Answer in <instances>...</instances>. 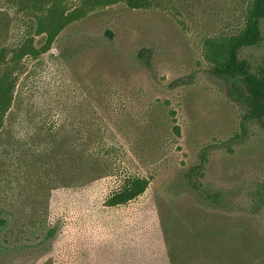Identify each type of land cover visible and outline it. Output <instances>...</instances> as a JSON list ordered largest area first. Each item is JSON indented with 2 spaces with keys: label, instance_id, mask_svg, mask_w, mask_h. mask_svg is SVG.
Masks as SVG:
<instances>
[{
  "label": "rangeland",
  "instance_id": "374dc122",
  "mask_svg": "<svg viewBox=\"0 0 264 264\" xmlns=\"http://www.w3.org/2000/svg\"><path fill=\"white\" fill-rule=\"evenodd\" d=\"M63 1L69 10L79 4ZM147 1L142 8L119 0L89 10L44 52L10 65L14 98L5 129L33 136L46 119L68 138L59 152H99L100 167L85 164L82 176L46 198L18 187L14 164L7 174L3 169L11 182L0 179V215L8 212L10 223L0 264H171L165 229L171 251L186 253V264H217L214 251L196 245L186 252L197 226L251 215L264 226V208L256 205L264 186V127L249 122L241 130L242 106L227 97L203 56L207 37L244 27L251 0ZM26 19L15 14L9 46L29 30ZM27 38L37 49L44 43L40 35ZM243 53L256 62L264 41ZM27 140L29 147L45 146L41 138ZM201 161L202 189L218 193V203L184 184L186 171ZM127 173L148 178L147 189L129 203L106 206Z\"/></svg>",
  "mask_w": 264,
  "mask_h": 264
},
{
  "label": "trees",
  "instance_id": "16d2710c",
  "mask_svg": "<svg viewBox=\"0 0 264 264\" xmlns=\"http://www.w3.org/2000/svg\"><path fill=\"white\" fill-rule=\"evenodd\" d=\"M17 1V2H16ZM119 0H79L74 9L69 10L63 0H0V179L8 185L10 180L3 176V169L7 174L8 168L14 164L19 171L18 187L23 191L29 189L35 196L45 195L58 186H68L83 173L86 164L99 168V152H75L64 150L59 152V146L64 145L68 138L53 132L55 124H47L45 119L39 123V132L33 136L16 135L5 129V121L12 113L14 80L11 64L20 62L24 56L35 57L44 52L55 40L57 35L71 22L79 19L89 10L99 6L114 4ZM131 9L148 6L147 0H124ZM17 9H14V7ZM23 12L29 19L25 25L28 27L24 36L19 39V45L9 46L6 41L10 34L11 23L15 14ZM264 0H251L245 16L244 27L236 34L207 37L203 42V56L210 64V72L221 79L226 86L227 97L243 108L240 128L243 132L249 122H256L264 127V53L252 62L244 55V50L260 47L264 41ZM32 33L44 37V43L37 49L27 35ZM40 50V51H39ZM140 57L145 56L144 51L139 52ZM3 137H8L4 139ZM23 136H28L23 138ZM32 137L41 138L42 147L27 146ZM68 137V136H67ZM23 145L20 148L13 145ZM109 153V151H107ZM98 162V163H97ZM203 161L191 165L185 173L186 186L199 192L213 203L219 202L218 193H208L202 189L199 177L202 174ZM102 176V175H95ZM149 179L127 173L108 194L105 205L114 207L129 203L139 197L147 189ZM6 185L4 188H7ZM41 189L44 194H40ZM34 201V199H33ZM46 201V199H45ZM259 201V202H258ZM36 202V201H34ZM257 208H264V186L257 202ZM48 205L45 206V210ZM0 215V256L6 251L1 236L9 227V215ZM1 214V213H0ZM46 218L43 217V220ZM186 246L190 253L191 247L198 251H206L212 255L219 254L217 264H264V226L254 215L248 218L221 219L217 223L206 224L194 229ZM165 243L168 246L171 264L177 260L186 264V253L172 247L171 236L166 229ZM164 235V236H165ZM186 243V241H185ZM174 248L176 250H174ZM186 248V247H185Z\"/></svg>",
  "mask_w": 264,
  "mask_h": 264
}]
</instances>
